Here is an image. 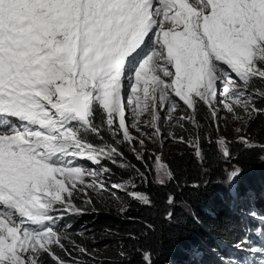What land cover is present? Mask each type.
I'll use <instances>...</instances> for the list:
<instances>
[{"label":"snow or ice","instance_id":"1","mask_svg":"<svg viewBox=\"0 0 264 264\" xmlns=\"http://www.w3.org/2000/svg\"><path fill=\"white\" fill-rule=\"evenodd\" d=\"M178 109L179 127L192 133L179 142L200 170L230 161L233 143L250 145L244 136L202 138L200 118L217 132L222 114L241 124L264 118V0H0V264L94 262L60 223L88 213L74 194L107 191L110 165L136 173L111 187L143 207L153 201L136 179L153 173L160 187L179 185L144 139H163L160 125ZM125 147L145 171L126 162ZM239 172L233 167L226 182ZM175 206L170 193L162 223L171 225ZM128 238L137 244L132 253L121 245L122 264L133 255L154 264L141 237ZM246 245L227 264H257L249 256L264 264V240Z\"/></svg>","mask_w":264,"mask_h":264},{"label":"trees","instance_id":"2","mask_svg":"<svg viewBox=\"0 0 264 264\" xmlns=\"http://www.w3.org/2000/svg\"><path fill=\"white\" fill-rule=\"evenodd\" d=\"M200 123L202 125L201 132L203 131L202 138L210 136V121L202 115ZM246 128L253 134L256 145L245 147L233 143V158L227 162L213 163L208 167L207 172L200 170L195 163L190 161L191 152H182L183 159H181V153L165 157L163 161L171 163L173 169L176 170L179 185L173 181L166 187H160L149 178L147 184L141 186L139 191L151 198L152 207H143L138 202L131 201L127 207L123 208L127 209L126 213L121 214L120 211L115 214L97 202H93L91 205H86L88 208L86 215L66 217L60 222L61 226L71 225L70 229H74L82 223L90 226L97 236H103L101 235L103 233L109 235L105 238H110L112 241V251L110 256L102 260L100 264H122L118 255L121 245L125 252L132 253L133 246L137 244V241L128 238L129 233L141 237L140 247L150 248L153 251L154 264H185L184 250L187 251L193 246L201 252L202 257H199L200 261L198 260L199 262L195 264H220V261L215 258L221 256L227 259L230 257L225 256V251L221 250V241L237 245L242 240H253L257 229L264 234V198L259 203L252 202L256 205H249L247 209H238L243 213L255 211V217L260 216L262 220L256 219L258 222H254L250 218V221L243 223L239 216L238 225L234 216L229 212L228 203L225 202L228 194L222 187H218L225 180L227 172L233 170V167L240 169L239 178L243 187L239 186L238 192L243 193V188L253 190L254 185L257 186L254 175L263 173L258 160L264 154V149L261 148L264 145V118L246 124ZM205 146L207 148L206 139ZM126 158L131 164L143 169L141 164L129 153H125V160ZM110 167H112V172L109 179L112 182L125 183L130 177H136L134 171H125L113 165ZM193 182L199 187L191 188L190 185ZM185 183L189 186L185 187ZM170 193L176 197L175 216L171 225L162 223L161 220L164 212V200ZM260 194L263 196L262 191ZM256 200H258V195L251 199V201ZM129 217L134 219H129ZM145 222L154 224L155 231H148L145 228ZM146 231L148 234L144 238L143 234ZM231 255L239 261L244 257L242 254ZM137 260L138 256L133 255L131 260L126 259L123 264H137Z\"/></svg>","mask_w":264,"mask_h":264},{"label":"rangeland","instance_id":"3","mask_svg":"<svg viewBox=\"0 0 264 264\" xmlns=\"http://www.w3.org/2000/svg\"><path fill=\"white\" fill-rule=\"evenodd\" d=\"M184 113L182 110H176L175 112L172 113L174 119L171 122H162L160 125V131L163 135V139H152L145 137V147L147 149V152L149 154H155V155H160L162 156V159L164 160L165 157H170L173 155L180 154L182 152H191V149L187 147L185 144H182L179 142L180 137H185L188 138L192 133L190 131H186L185 129H182L179 127L177 120L178 118L183 115ZM225 118H222L219 121L220 124V130L219 132L216 131L215 125L211 124L209 127L211 128L210 131V137L212 140H215L216 137L219 136H224L226 137L229 141L235 142L238 138V136H244L247 137L248 140L250 141L249 146L245 147H250L252 145H256V142L253 139V134L247 130L246 124H241L238 122H234L230 117H227L226 114H222ZM142 122L143 120L150 119L148 116H144L141 118ZM237 127H242V131L237 134L235 129ZM188 128H191V125H188ZM132 135L133 136H138L139 134L135 132V130H132ZM203 135V131L201 132V136ZM239 144V143H238ZM242 145V144H240ZM244 146V145H243ZM137 147H139V144H137ZM125 153H129L132 157L135 158L134 154L130 151L129 148L125 147L124 149ZM264 154L259 158L258 162L260 165L261 170L263 171L262 175L260 173H256L254 177L256 178L255 182L257 183V186L254 185L253 190L244 189L243 193L238 192L241 188L243 187L242 182H240L239 175L233 179L231 182H226V179L218 185V187H222L225 191L226 194H228L227 199L225 200L226 203H228L229 209L231 212V215L234 216L236 223L239 225V216L241 217V220L243 223L246 221H250V218L254 222L256 219L262 220V217L258 216H252L249 215V213H243L240 212L238 209H247L249 208V205H256L252 204V202H257L259 203L262 201L264 198ZM126 162L131 164V162L126 158ZM151 161H149L150 163ZM143 169L141 171H145L143 165H141ZM232 171V170H230ZM229 172V171H228ZM147 180H141V179H136V191L140 192L139 189L141 186H145L147 184L148 179L150 178L153 182L154 181V174L153 173H146ZM110 177V176H109ZM109 177L106 180V187L107 191L103 193H99L96 190L88 189V194L87 196L82 195L80 192L75 193V203L78 204L81 207H86V205L83 203L86 199L91 198L93 202H97L101 206L111 210L113 213H118L121 211V209L127 207L131 201H133L125 191L120 190V189H113L111 187L112 184L115 182H112ZM115 184H121V183H115ZM247 185V184H246ZM128 191H132L131 187L128 188ZM262 191L263 196H261L260 192ZM251 193V194H250ZM258 195V200L256 201H251V199L255 196ZM234 204V207H233ZM251 213H255V211H252ZM264 221V220H263ZM244 226V225H242ZM247 228V227H246ZM244 228L245 231L247 229ZM257 231V230H256ZM68 232L72 234L73 238L77 241V243H82L84 244L89 251L92 253V257H94V262L92 258L89 257H80L85 264H100L102 260L107 259L110 256V253L112 251V241H110V238L106 239V233H103L101 235L103 236H97L91 229L90 226L85 225L80 223L75 227L74 229H68ZM79 233H83V236L78 235ZM248 245L253 246V247H260L261 243L259 241V238H256L253 241L247 240ZM222 246V251H225V256H230L227 259H224L223 257L220 256V258H215L216 260L218 259L220 261V264H227V261L229 259H236L234 256L232 257L231 254H242L245 256L243 252H241L236 245H230L226 244L224 242H220ZM247 245V246H248ZM211 250V249H210ZM183 256L185 257L184 262L185 264H195L198 263L200 260L199 257L200 251L196 247H190L189 249L184 250ZM191 256V257H189ZM189 257V258H188ZM202 258V257H201ZM251 261H256L258 264V261L260 259L259 256L256 257H248ZM199 260V261H198ZM218 262V261H217Z\"/></svg>","mask_w":264,"mask_h":264}]
</instances>
